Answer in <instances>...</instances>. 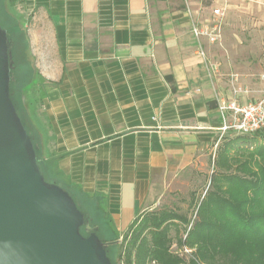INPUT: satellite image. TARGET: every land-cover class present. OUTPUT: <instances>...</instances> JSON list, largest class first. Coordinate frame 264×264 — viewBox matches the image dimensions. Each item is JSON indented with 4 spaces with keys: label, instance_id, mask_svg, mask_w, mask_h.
I'll use <instances>...</instances> for the list:
<instances>
[{
    "label": "crops",
    "instance_id": "1",
    "mask_svg": "<svg viewBox=\"0 0 264 264\" xmlns=\"http://www.w3.org/2000/svg\"><path fill=\"white\" fill-rule=\"evenodd\" d=\"M213 9L203 0H20L35 22L26 103L42 157L105 240L213 149L218 100L233 96L212 44L191 31Z\"/></svg>",
    "mask_w": 264,
    "mask_h": 264
},
{
    "label": "rangeland",
    "instance_id": "2",
    "mask_svg": "<svg viewBox=\"0 0 264 264\" xmlns=\"http://www.w3.org/2000/svg\"><path fill=\"white\" fill-rule=\"evenodd\" d=\"M203 2L209 9L217 7L223 13L219 18L221 39L210 46V53L213 60L219 64L221 76L226 79L231 93L232 87H240L242 91L238 93V99H253L260 96L264 91V0H203ZM0 21L3 27L11 28L14 65L12 96L25 123L39 143V134L32 124L26 103L27 89L37 72L29 33L35 22L21 14L20 0H0ZM234 135L236 134H229ZM216 148L217 146H213L211 153L201 163L191 165L182 175L166 184L155 203L139 214L126 233L113 242L106 240L110 243L108 246L115 264H127L125 255L132 239H136V242L151 239L149 228L151 215L168 210L186 218V221L177 220L170 225L169 252L182 258L183 263L180 264H189L194 247L179 244L178 240H184L187 231L198 219L197 207L206 190L212 188L211 179L219 169L213 164ZM234 168L235 164L230 170H222L228 173L235 171ZM81 204L83 207L87 206L82 200ZM134 250L135 247L131 250V264H135ZM147 264L159 263L150 260Z\"/></svg>",
    "mask_w": 264,
    "mask_h": 264
},
{
    "label": "water",
    "instance_id": "3",
    "mask_svg": "<svg viewBox=\"0 0 264 264\" xmlns=\"http://www.w3.org/2000/svg\"><path fill=\"white\" fill-rule=\"evenodd\" d=\"M13 67L0 25V264H112L98 227L41 172L10 96Z\"/></svg>",
    "mask_w": 264,
    "mask_h": 264
},
{
    "label": "trees",
    "instance_id": "4",
    "mask_svg": "<svg viewBox=\"0 0 264 264\" xmlns=\"http://www.w3.org/2000/svg\"><path fill=\"white\" fill-rule=\"evenodd\" d=\"M1 26L3 27L2 24ZM3 28L7 30L12 43L11 28ZM12 81L13 79L10 82V96L36 147L40 170L46 180L61 184L50 173L39 143L19 112L12 96ZM213 164L219 169L211 179L212 188L206 190L197 207L198 219L187 231L184 240H178L179 244L194 247L188 263L264 264V130L223 136L217 144ZM234 164L235 171L223 172L222 169L230 170ZM61 186L68 190L79 209L90 219V213L84 209L80 198L69 188ZM150 219L151 239L138 242L132 239L125 255L126 263L131 264V250L134 247L135 264H147L150 260H156L159 264L183 263L182 258L169 252L171 237L168 231L175 221H186V218L168 210L152 214ZM89 222L94 225L91 220ZM82 232L84 233L83 230ZM114 240L117 238L112 242ZM107 250L112 264H115L109 246Z\"/></svg>",
    "mask_w": 264,
    "mask_h": 264
},
{
    "label": "built area",
    "instance_id": "5",
    "mask_svg": "<svg viewBox=\"0 0 264 264\" xmlns=\"http://www.w3.org/2000/svg\"><path fill=\"white\" fill-rule=\"evenodd\" d=\"M213 15L214 17L210 21L193 24L191 27L196 38L205 37L211 44L217 43L221 39L219 18L222 12L219 8H214ZM241 91L240 87H232L233 97L231 99L218 100L217 109L221 117V125L218 128L219 135L214 147L227 134H251L264 130V91L260 96L247 99L244 102L237 98Z\"/></svg>",
    "mask_w": 264,
    "mask_h": 264
}]
</instances>
